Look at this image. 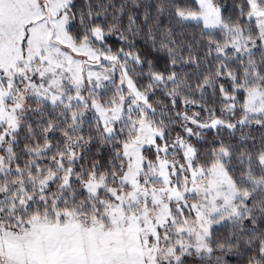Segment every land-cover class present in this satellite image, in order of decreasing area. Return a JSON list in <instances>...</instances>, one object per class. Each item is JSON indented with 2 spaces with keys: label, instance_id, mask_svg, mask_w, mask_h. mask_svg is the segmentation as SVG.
<instances>
[{
  "label": "snow or ice",
  "instance_id": "snow-or-ice-1",
  "mask_svg": "<svg viewBox=\"0 0 264 264\" xmlns=\"http://www.w3.org/2000/svg\"><path fill=\"white\" fill-rule=\"evenodd\" d=\"M0 264H264V0H0Z\"/></svg>",
  "mask_w": 264,
  "mask_h": 264
}]
</instances>
